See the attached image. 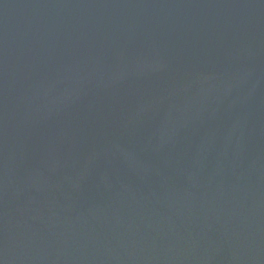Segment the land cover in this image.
<instances>
[{
    "label": "water",
    "instance_id": "1",
    "mask_svg": "<svg viewBox=\"0 0 264 264\" xmlns=\"http://www.w3.org/2000/svg\"><path fill=\"white\" fill-rule=\"evenodd\" d=\"M0 264H264V0H0Z\"/></svg>",
    "mask_w": 264,
    "mask_h": 264
}]
</instances>
